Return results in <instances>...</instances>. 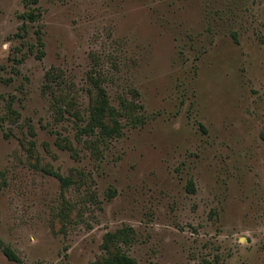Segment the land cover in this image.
Instances as JSON below:
<instances>
[{
    "label": "rangeland",
    "instance_id": "374dc122",
    "mask_svg": "<svg viewBox=\"0 0 264 264\" xmlns=\"http://www.w3.org/2000/svg\"><path fill=\"white\" fill-rule=\"evenodd\" d=\"M90 76L139 92L119 137L87 129ZM0 239V264H264V0H0Z\"/></svg>",
    "mask_w": 264,
    "mask_h": 264
},
{
    "label": "trees",
    "instance_id": "16d2710c",
    "mask_svg": "<svg viewBox=\"0 0 264 264\" xmlns=\"http://www.w3.org/2000/svg\"><path fill=\"white\" fill-rule=\"evenodd\" d=\"M35 2V1H34ZM40 13L37 11H30L26 12L22 15V18L25 21L36 22ZM27 24V23H25ZM22 30H25V26L22 27ZM197 67L195 68L194 77L191 84L196 82L197 79ZM90 81L93 82V92L89 93L90 103L88 108V123L87 129L92 134L96 132V130L100 131L105 139H113L116 137L121 136L123 124L119 120L121 115L128 116L129 118L133 119V113H137L139 110H142V106L136 103L138 99L139 92L136 89L131 88L127 94L120 95L118 97L119 102V109L112 103V99L110 98L109 94L102 86L100 79L90 76ZM193 86V85H192ZM95 89V90H94ZM130 97H133L132 100ZM137 98V99H136ZM145 117V116H144ZM144 117L138 116L135 118V121L130 122L131 125L138 126L137 123H145L146 119ZM57 177L60 179L62 186L64 188L69 187V179L62 177L61 175L57 174ZM191 184V183H190ZM191 187H193L191 185ZM193 191V188H192ZM0 249L5 253V255L10 260H17L14 252L10 249V247L6 246L3 241L0 239ZM133 261L128 255L119 253L116 255L115 259L113 260L112 264H132ZM106 264H110V262H106Z\"/></svg>",
    "mask_w": 264,
    "mask_h": 264
}]
</instances>
